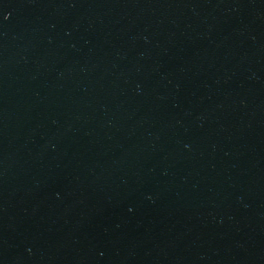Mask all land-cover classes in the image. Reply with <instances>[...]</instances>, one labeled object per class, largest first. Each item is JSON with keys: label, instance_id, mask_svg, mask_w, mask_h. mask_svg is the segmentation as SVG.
Here are the masks:
<instances>
[{"label": "water", "instance_id": "1", "mask_svg": "<svg viewBox=\"0 0 264 264\" xmlns=\"http://www.w3.org/2000/svg\"><path fill=\"white\" fill-rule=\"evenodd\" d=\"M0 264H264V0H0Z\"/></svg>", "mask_w": 264, "mask_h": 264}]
</instances>
